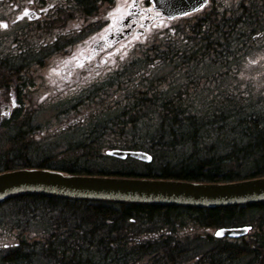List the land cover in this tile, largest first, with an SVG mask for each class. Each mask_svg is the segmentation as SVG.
<instances>
[{
  "label": "trees",
  "instance_id": "1",
  "mask_svg": "<svg viewBox=\"0 0 264 264\" xmlns=\"http://www.w3.org/2000/svg\"><path fill=\"white\" fill-rule=\"evenodd\" d=\"M89 5L82 3L86 9ZM263 40L264 0H209L200 11L174 20L169 30L151 36L139 54L142 64L172 62L184 78L179 91L164 95L169 85L164 78L130 77L119 90L97 88L84 100L66 104L64 110L74 113L51 118L54 124L86 126V132L73 145L56 148V155L39 157L40 141L25 133L31 127L29 118L0 120V172L39 168L77 175L113 173L211 183L264 176V105L233 90L204 102L196 97L198 90L213 87L230 73L231 61ZM202 65L221 70L199 77L194 69ZM0 87L8 89L4 84ZM110 110L117 112L113 119L103 125L90 124L98 113ZM58 135L50 134L48 140ZM112 148L145 151L155 169L148 168L144 174L95 169L104 150ZM58 154L64 155L61 167L54 166ZM8 202L19 205L24 214L41 210V221L48 230L35 240L19 239L0 257V264H183L185 255L199 256L193 264H232L245 256L250 257L245 264H264V202L188 207L193 225L201 229L251 227L239 243L217 241L209 234L210 246L204 250L195 243L180 247L135 242L145 229L154 227V231L155 223L170 221L176 214L170 211L183 206L40 194L15 195L0 206Z\"/></svg>",
  "mask_w": 264,
  "mask_h": 264
},
{
  "label": "flooded vegetation",
  "instance_id": "2",
  "mask_svg": "<svg viewBox=\"0 0 264 264\" xmlns=\"http://www.w3.org/2000/svg\"><path fill=\"white\" fill-rule=\"evenodd\" d=\"M82 3L93 7L87 10ZM161 20L149 0H0V23L6 25L0 27V86H8L0 87V120L29 118L31 127L25 133L40 141V149L50 134L60 137L84 128L85 135L86 126H58L53 120L39 124L36 119L45 113L49 118L70 116L74 112L64 110L66 104L84 100L97 88L113 89L143 44L159 32ZM56 157L57 167L63 166L64 155ZM170 212L176 213L170 221H156L155 230L148 227L135 242L207 245L203 250L210 246L207 236L215 230L194 226L191 208ZM244 237L213 239L239 243ZM198 258L185 255L183 264ZM248 260L245 256L232 264Z\"/></svg>",
  "mask_w": 264,
  "mask_h": 264
},
{
  "label": "water",
  "instance_id": "3",
  "mask_svg": "<svg viewBox=\"0 0 264 264\" xmlns=\"http://www.w3.org/2000/svg\"><path fill=\"white\" fill-rule=\"evenodd\" d=\"M168 20L200 11L204 0H149ZM106 155L150 163L144 151L111 149ZM21 194H41L77 200L112 201L194 207L245 205L264 201V176L233 182H189L113 176L74 175L50 169H17L0 173V201ZM246 226L219 228L215 237L238 238Z\"/></svg>",
  "mask_w": 264,
  "mask_h": 264
},
{
  "label": "rangeland",
  "instance_id": "4",
  "mask_svg": "<svg viewBox=\"0 0 264 264\" xmlns=\"http://www.w3.org/2000/svg\"><path fill=\"white\" fill-rule=\"evenodd\" d=\"M160 29L169 30L168 27H161ZM142 56H135L128 65L125 71V78H143L146 76L152 77V80H157L164 78L166 85H168L164 95H168L179 91L183 86V76L181 73L174 69V65L170 61H160L155 60L152 62L153 66L147 65L146 63L139 60ZM135 64V65H132ZM230 73L220 79L218 82L212 85L213 87L208 89H200L197 91L196 97L199 101H206L213 95L221 96L224 93H230L231 90L237 91L242 96L246 97L249 101L254 104L264 105V40L260 44L254 45L249 51L240 55L235 60L228 64ZM220 67L212 65H202L198 68L195 67L194 73L199 77H210L215 75L220 71ZM123 71V72H124ZM124 77L119 78L124 81ZM118 85L111 87L112 90H119ZM166 87L164 88V90ZM117 115L115 111H105L98 113L94 121L90 124L103 125L109 120L113 119ZM52 119L46 117V113L38 116L36 122L43 124L44 121L50 122ZM89 124V125H90ZM84 128L73 130L71 133H66L63 136H58L48 140L42 145V150H39V157L44 154L58 153L56 150L58 145L67 144L69 142L76 141L83 134ZM59 155V154H58ZM62 158V157H60ZM38 157L35 158V160ZM56 163L54 166H58ZM95 169L98 170H108L111 172L120 171L122 173H127L133 171L136 174H144L148 168L155 169L154 165L146 166V163H140L132 159L126 161H118L103 157L98 163H95ZM54 166H49L54 168ZM57 169V168H54ZM109 176L117 175L111 173ZM120 177V176H119ZM124 177V176H122ZM132 178V177H131ZM23 208H20L16 203H5L0 206V257L4 255L10 248H12L13 243H17L19 239L32 240L38 239L45 233V226L42 223L40 215L41 210L34 211L33 215L24 214ZM22 211L19 213V211ZM7 245V247H5ZM207 245L200 246V249L205 248ZM243 264V262L236 263Z\"/></svg>",
  "mask_w": 264,
  "mask_h": 264
},
{
  "label": "snow or ice",
  "instance_id": "5",
  "mask_svg": "<svg viewBox=\"0 0 264 264\" xmlns=\"http://www.w3.org/2000/svg\"><path fill=\"white\" fill-rule=\"evenodd\" d=\"M30 2H31V0H30ZM207 2H208V0H204V3L201 4V7L203 8L204 5L207 4ZM185 15H187V14H185ZM0 27H6V25H3L2 23H0ZM244 231H248V228H245ZM215 235L216 236H220L221 235V232L220 231H217V232H215ZM5 247H7V245H5Z\"/></svg>",
  "mask_w": 264,
  "mask_h": 264
},
{
  "label": "bare ground",
  "instance_id": "6",
  "mask_svg": "<svg viewBox=\"0 0 264 264\" xmlns=\"http://www.w3.org/2000/svg\"><path fill=\"white\" fill-rule=\"evenodd\" d=\"M174 65V64H173ZM66 151V150H65ZM43 210V209H42ZM42 221H44V220H42ZM48 223V222H47ZM48 225V224H47ZM189 247V246H188ZM153 252V251H152ZM75 253V252H74ZM148 254V253H147ZM195 254V253H194ZM56 258V257H55ZM81 258V257H80ZM214 259H215V257H214ZM159 260V259H158ZM79 264V263H78Z\"/></svg>",
  "mask_w": 264,
  "mask_h": 264
}]
</instances>
